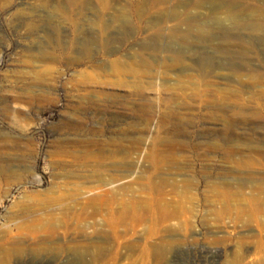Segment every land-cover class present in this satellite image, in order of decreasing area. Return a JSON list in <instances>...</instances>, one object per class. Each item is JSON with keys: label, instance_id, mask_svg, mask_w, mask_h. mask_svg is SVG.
Segmentation results:
<instances>
[{"label": "rangeland", "instance_id": "obj_1", "mask_svg": "<svg viewBox=\"0 0 264 264\" xmlns=\"http://www.w3.org/2000/svg\"><path fill=\"white\" fill-rule=\"evenodd\" d=\"M18 234L8 264H264V0H0Z\"/></svg>", "mask_w": 264, "mask_h": 264}, {"label": "bare ground", "instance_id": "obj_2", "mask_svg": "<svg viewBox=\"0 0 264 264\" xmlns=\"http://www.w3.org/2000/svg\"><path fill=\"white\" fill-rule=\"evenodd\" d=\"M89 48H90V44L88 42H85L83 44V50L88 52V51H90ZM220 188H221L220 191L218 192V194H216L217 198L213 199L214 202L218 200V206H217L216 212L230 214V212L235 211L236 214H239L241 209L240 208L237 209V210L234 209L235 208L234 207V200H235V197H236L235 195L237 194V192L232 190L231 185L226 184V183H222ZM262 202L263 201H258V200L255 201V203H257V204L258 203H262ZM167 205H168V203H166L164 205V207L167 208ZM120 206H119V208H120ZM123 207H124L123 210H125V211L128 210V209H125L127 207L126 204ZM142 207L143 206H141V205H139V206L137 205V207H134V208H135L136 212H138V211L142 210L141 209ZM143 209L145 210V209H148V208L146 206H144ZM242 211H248V210L243 208ZM257 212H259V210ZM166 230H170L171 231V228H166ZM23 237H24L23 234H18L16 236H12L10 238L11 241H13L11 244L6 246V245H4L2 243V245L0 246V264H8V260L10 259V257L22 253V251L24 249V247L21 244V241L23 240ZM163 241H161V243H163ZM165 243L166 244L170 243V241L166 240ZM166 244H164V246H167ZM158 250H156V251H154L152 253L150 252V255L154 256L155 258L160 259V260L165 259V257H166V248L163 247V248H159ZM90 253H91V259H94V258H96L97 256L100 255V250L99 249L92 250ZM129 253L125 251L123 253L122 257H124V258L130 257L131 258V254H129Z\"/></svg>", "mask_w": 264, "mask_h": 264}]
</instances>
